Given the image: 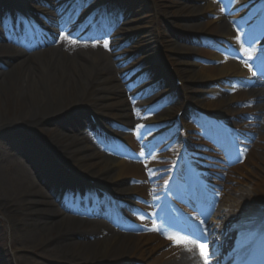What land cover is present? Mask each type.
I'll use <instances>...</instances> for the list:
<instances>
[{
    "label": "bare ground",
    "instance_id": "obj_1",
    "mask_svg": "<svg viewBox=\"0 0 264 264\" xmlns=\"http://www.w3.org/2000/svg\"><path fill=\"white\" fill-rule=\"evenodd\" d=\"M146 1L135 10L123 6L124 37L112 41L117 69L95 43L61 38L62 23L56 15L69 7L68 0L12 1L25 8L24 21H30L33 12L40 13L42 21L32 37L44 30L55 45L32 52L26 45L31 33L17 30L0 37V57L12 60L0 68V128H14L15 135L24 139L21 150L34 173L15 169L10 179L0 168V198L12 201V196H21L18 205L29 207L19 224L7 225L10 243L5 259L14 257L17 264H25L15 255L30 251L47 264H204L203 251L210 254L208 264L262 261V250L233 245L236 232L245 228L257 232L258 242L264 241V81L256 78L264 70L263 2L219 0L212 7L214 0L202 6L198 0ZM6 3L9 0H0L3 29L10 14ZM91 12L83 10L80 19ZM160 21L186 31L180 36L186 45L175 44ZM153 50L171 74L156 94L130 104L125 86L145 78L129 93L138 96L157 77L163 79V73L159 76L154 70L155 61L147 60ZM175 80L181 83L182 94L172 84ZM252 84L261 89H250ZM163 95H170L173 110L167 107L129 124L137 116L131 106L149 109ZM6 97L13 102L11 110ZM180 110L185 112L180 120L184 136L176 133ZM86 114L103 127L115 128L112 139L105 141L94 133L95 144L82 133L63 140L65 133L85 127ZM48 123L60 129H53L47 143L36 135L47 133ZM218 149L222 156L205 171L204 158ZM41 151L47 152V160L40 159ZM178 157L182 162L176 166ZM3 164L1 159L0 167ZM62 166L75 176L61 173ZM170 175L173 181L165 198L162 191ZM196 183L198 191L205 183L198 196ZM178 191L187 199L192 195L185 214L178 215L172 207L180 205ZM102 193L110 202H103ZM200 196L208 198L206 204ZM86 204L114 216L115 229L68 215L62 219L66 210L85 212ZM168 212L169 220L157 221ZM148 218L156 221L147 223ZM154 225L162 231L152 230ZM164 233L200 237L198 244L204 247L189 245V251ZM209 242L215 248H209Z\"/></svg>",
    "mask_w": 264,
    "mask_h": 264
},
{
    "label": "rangeland",
    "instance_id": "obj_2",
    "mask_svg": "<svg viewBox=\"0 0 264 264\" xmlns=\"http://www.w3.org/2000/svg\"><path fill=\"white\" fill-rule=\"evenodd\" d=\"M206 0H198L197 5L198 6H202L203 4H205ZM144 4H147L146 0H115V5L117 6L116 9H122L123 6H127L130 7L132 9H138L139 7L143 6ZM217 2L212 4V7H216L217 6ZM148 6V5H147ZM148 8V7H147ZM150 8H148L147 11H149ZM144 12H146V8L144 9ZM171 22V20H170ZM225 24L228 25L229 21H224ZM140 24H138L139 26ZM183 25H186V22H183ZM160 26L164 27L165 30L167 31V33H171L173 34V41L175 42V44L177 45H186V42H184V40L180 39V36H185L186 35V31H182L180 29H177L176 27H174L173 25H171L170 23H168V21H160ZM121 30V29H120ZM1 35V34H0ZM178 35V36H177ZM261 41L264 43V30L261 33ZM52 36L48 35L47 37L44 38L42 44L43 45H50L52 42ZM106 37H99V39H94L95 43H99V49L106 53V50L108 48V43L107 46H105V43L107 42V40H105ZM80 43V42H78ZM100 44H102L100 46ZM54 45V44H53ZM36 46H32V48H29V50L36 51ZM131 47V46H130ZM147 52L149 51V48L145 47V49ZM150 52V51H149ZM109 64L113 67V69H117L114 65V61L111 59L110 56H108L107 54L105 55ZM147 60L149 63L155 61L154 64V70L158 72V75L161 76L163 73V79L161 77H157L156 82L154 84V86L149 87V94H155L158 91H160L162 89V87H164V83L163 80L166 81L169 78L170 73V69L168 68L167 65L164 64V62L162 61V58L160 57V53L156 54L154 52V50L151 52V55H147ZM12 63V60L10 59H4L0 57V68L1 67H6L5 63ZM4 64V65H3ZM162 72V73H161ZM157 74V73H155ZM153 77V75H152ZM256 78H258L261 81H264V71H259V73H257ZM139 82V84H141V81H137ZM136 82H134L135 84ZM172 84L174 85L173 81ZM256 86H251V88H254V90H257L258 88H255ZM176 89H178L179 93L182 94V92L184 91L181 87V84L179 86H176ZM152 96V95H151ZM7 98V97H6ZM8 99V98H7ZM144 98L143 97H137L131 100V102H139L142 101ZM12 100L8 99L7 100V104H8V108L11 110L12 109ZM257 104V102H254L252 105ZM174 103L173 101L170 99V97H166V99L162 98V99H156V103L155 105L150 108L149 110H137L136 108H134V110L137 113V118L138 119H144L147 117V114L149 113H158L159 111H161L164 108H173ZM175 109V108H174ZM173 110V109H172ZM13 111V110H12ZM11 111V112H12ZM11 117V115L9 116ZM133 119V118H132ZM57 125H53V124H46L45 125V129H47V133L45 134H40V135H36L38 138H42L43 140H45L47 143L49 142V139H51L52 135H53V129H60L59 127H56ZM60 126V125H59ZM88 119H87V114L85 116V127L84 128H77L75 130H72L70 132L65 133L63 140H68L69 138H77L79 137L82 133L86 134V137L93 141L95 144V140H94V136L92 135L93 132H90L88 130ZM59 131V130H58ZM15 129L14 128H10V129H1L0 128V160H3V165L0 167L2 172L6 175H9V178L12 179V173L15 169H24V170H29L31 176H33V171L31 169V166L29 165V163L27 162L26 158L23 156V152L21 150V147L23 148L24 146L22 145V142H24V139L21 137H17L15 135ZM86 132V133H85ZM27 134V133H26ZM21 139L20 140L18 139ZM247 142V141H246ZM47 154V152L41 151L40 153V158L42 161H44L45 157L46 160L49 158V156H45ZM213 155L215 154H219V152H213ZM238 155V154H236ZM236 159H240V157H237ZM206 161V165H204V168H210L211 166V162L213 163L212 159L210 157H206L205 159ZM50 162V161H49ZM51 163V162H50ZM49 163V164H50ZM208 163V164H207ZM52 165V163L50 164ZM221 165V163H220ZM221 169V167H220ZM65 168L63 167L61 170V173L64 174ZM217 176V174H216ZM219 178V176H218ZM221 178V177H220ZM39 185V184H38ZM41 185V184H40ZM42 186V185H41ZM40 186V187H41ZM42 188V187H41ZM43 189V188H42ZM18 196V195H16ZM12 201L10 200H6L3 199L2 197L0 198V264H17L15 262L14 257L12 258H8L5 259L6 252L9 249V243H10V233H9V229L7 227L8 224H12V225H17L19 224V222L25 218L26 216V212L29 210V207H23L21 205H18V203L22 200L21 196L18 197H13L12 196ZM43 200V199H42ZM49 200V199H48ZM102 200L103 197H102ZM87 206L90 207V205L87 204ZM9 213H6V212ZM4 212V213H3ZM4 215V216H1ZM66 213H64V216L62 215V219L67 218L65 217ZM71 216V215H70ZM83 221V218H82ZM104 222V221H103ZM102 223V225H104V228L106 227V229H110L108 227V224ZM16 259L17 258H24L23 261L25 262V264H40V263H45V260L41 259L39 256L34 255L32 252L27 251V252H20L17 251V254L15 255Z\"/></svg>",
    "mask_w": 264,
    "mask_h": 264
},
{
    "label": "snow or ice",
    "instance_id": "obj_3",
    "mask_svg": "<svg viewBox=\"0 0 264 264\" xmlns=\"http://www.w3.org/2000/svg\"><path fill=\"white\" fill-rule=\"evenodd\" d=\"M61 38L62 39H68L69 37L64 36V34H61ZM237 39H239V37H237ZM73 43H75V41H72ZM105 46H107V42L105 43ZM245 51H247V49H245ZM249 58H251L249 56ZM140 127V126H138ZM141 155H144V153L142 152ZM149 174H151V171L149 170ZM155 231H162V229L158 226H153V229ZM167 239L172 240L174 243L176 244H182L187 250H191V248H189V245L192 246H198L201 249H203L204 245L203 244H198V240L200 239V237H196V236H192L191 234H189V236H180V235H176V234H168V233H164ZM201 256L202 259L204 260V264H208V260L210 259V254L206 253V252H201Z\"/></svg>",
    "mask_w": 264,
    "mask_h": 264
}]
</instances>
